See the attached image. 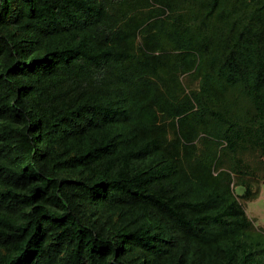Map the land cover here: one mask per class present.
Listing matches in <instances>:
<instances>
[{"label":"trees","instance_id":"16d2710c","mask_svg":"<svg viewBox=\"0 0 264 264\" xmlns=\"http://www.w3.org/2000/svg\"><path fill=\"white\" fill-rule=\"evenodd\" d=\"M262 182L264 0H0V264H264Z\"/></svg>","mask_w":264,"mask_h":264},{"label":"rangeland","instance_id":"374dc122","mask_svg":"<svg viewBox=\"0 0 264 264\" xmlns=\"http://www.w3.org/2000/svg\"><path fill=\"white\" fill-rule=\"evenodd\" d=\"M239 191H241L239 189ZM248 215L255 221L256 226L264 229V182L261 184L260 195L257 199L247 202Z\"/></svg>","mask_w":264,"mask_h":264}]
</instances>
